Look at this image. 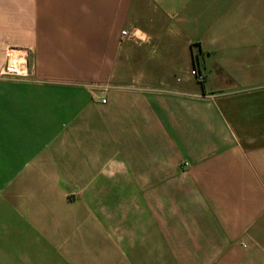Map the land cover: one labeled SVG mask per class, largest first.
I'll list each match as a JSON object with an SVG mask.
<instances>
[{"label":"crops","instance_id":"0c3cea01","mask_svg":"<svg viewBox=\"0 0 264 264\" xmlns=\"http://www.w3.org/2000/svg\"><path fill=\"white\" fill-rule=\"evenodd\" d=\"M68 222L123 264H264V0H0V264H73Z\"/></svg>","mask_w":264,"mask_h":264},{"label":"rangeland","instance_id":"374dc122","mask_svg":"<svg viewBox=\"0 0 264 264\" xmlns=\"http://www.w3.org/2000/svg\"><path fill=\"white\" fill-rule=\"evenodd\" d=\"M10 47H17V46H9L7 48V59H6V68H5V76L8 77H17L15 73L11 72L9 69V48ZM20 52L24 53V50H20ZM25 55V53L23 54ZM23 55L21 56L22 58ZM19 56L17 57V59ZM26 60V57H25ZM19 64H17L16 67H12V69H18ZM27 64V60H26ZM23 68L22 70H24ZM149 195L151 197H154L155 200L158 199V204L157 208L159 211L162 213V215L167 216L171 214V190H167L165 187L162 189H153L149 191ZM157 197V198H156ZM156 207V204L154 205ZM72 226H70V222H68V232H67V246H68V253H67V259L73 264H123L122 259H123V253L117 254L118 256H111V258H108L104 252L96 251L95 244H106L102 242L101 240H95L93 241L92 238L90 237L89 234L84 233L83 235H76L75 233L72 232L71 230ZM178 237H175L176 242H179ZM184 240L186 238H183ZM182 259L190 260L191 264H201L199 261H203V253H192V254H187V253H181L179 254ZM122 262V263H121Z\"/></svg>","mask_w":264,"mask_h":264},{"label":"built area","instance_id":"2783aa9c","mask_svg":"<svg viewBox=\"0 0 264 264\" xmlns=\"http://www.w3.org/2000/svg\"><path fill=\"white\" fill-rule=\"evenodd\" d=\"M131 36H134V32H132L131 30H127V29H123L120 32V40L125 41L128 38H130ZM23 68H25L24 70H22ZM8 71L10 69H7ZM11 72L15 73L16 75H20V76H26L27 75V67H26V60H24L22 63L19 64V68L18 69H11ZM187 75L194 79L196 82L198 83H202L205 79V76L203 74V72H201L197 67L192 66L191 68H189V70L187 71ZM177 80H179V78H177ZM105 90L101 89V93L102 96L100 97V102H105V95H104ZM183 165H186V163H184Z\"/></svg>","mask_w":264,"mask_h":264},{"label":"bare ground","instance_id":"6f19581e","mask_svg":"<svg viewBox=\"0 0 264 264\" xmlns=\"http://www.w3.org/2000/svg\"><path fill=\"white\" fill-rule=\"evenodd\" d=\"M18 56H19V58L17 59ZM24 60L25 59H23L20 55L15 54V53H10V56H9V69L11 70L12 67H16L18 63H22Z\"/></svg>","mask_w":264,"mask_h":264}]
</instances>
